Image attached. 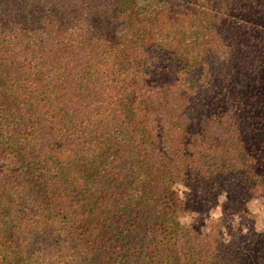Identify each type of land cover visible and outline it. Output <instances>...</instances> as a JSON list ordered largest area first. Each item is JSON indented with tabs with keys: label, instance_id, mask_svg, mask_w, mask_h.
I'll return each instance as SVG.
<instances>
[{
	"label": "trees",
	"instance_id": "1",
	"mask_svg": "<svg viewBox=\"0 0 264 264\" xmlns=\"http://www.w3.org/2000/svg\"><path fill=\"white\" fill-rule=\"evenodd\" d=\"M260 190L264 0H0V264H264Z\"/></svg>",
	"mask_w": 264,
	"mask_h": 264
},
{
	"label": "rangeland",
	"instance_id": "2",
	"mask_svg": "<svg viewBox=\"0 0 264 264\" xmlns=\"http://www.w3.org/2000/svg\"><path fill=\"white\" fill-rule=\"evenodd\" d=\"M260 192L261 190L253 195L248 201V214L245 218L240 219L238 217H228L229 220H232L231 225H238L242 220V226L248 230L253 228L256 231H264V196L261 195ZM220 200L223 202L225 200V196L222 195ZM207 216L209 218V222H215L216 219L221 216L220 207H216V205L212 206L207 211Z\"/></svg>",
	"mask_w": 264,
	"mask_h": 264
}]
</instances>
